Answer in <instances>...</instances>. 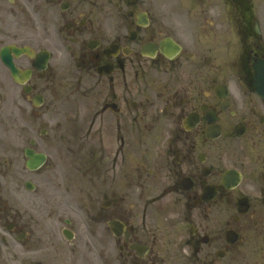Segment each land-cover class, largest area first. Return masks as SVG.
<instances>
[{
	"label": "flooded vegetation",
	"instance_id": "1",
	"mask_svg": "<svg viewBox=\"0 0 264 264\" xmlns=\"http://www.w3.org/2000/svg\"><path fill=\"white\" fill-rule=\"evenodd\" d=\"M229 3L254 0H0V264H101L88 225L73 230L70 256L54 225L37 230L26 151H37V123L53 115L62 139L75 134L90 151L78 167L108 182L111 216L128 217L113 239L118 264L168 253L143 237L152 207L172 214L176 264H264V98L214 95L211 74L230 50L250 85L264 43L245 35L241 17L228 21Z\"/></svg>",
	"mask_w": 264,
	"mask_h": 264
},
{
	"label": "rangeland",
	"instance_id": "2",
	"mask_svg": "<svg viewBox=\"0 0 264 264\" xmlns=\"http://www.w3.org/2000/svg\"><path fill=\"white\" fill-rule=\"evenodd\" d=\"M164 1L167 3L172 2V0ZM259 4L255 3L254 6L258 7ZM261 11L264 13V6H262ZM211 14L214 15V11ZM230 52L229 50L227 56L228 65L223 67V70H213L211 72L213 87L219 81H226L233 90H237L235 87L238 83L236 54ZM203 74V72L197 73L198 76H203ZM246 94H248V91ZM48 121L45 120L48 126L44 125L42 120L37 123L38 129L47 127L51 134V140H39L38 143V149L48 151V162L46 166L33 174L35 175L34 181L37 184V188L32 193L36 202L37 230L45 232L51 225H54V231L59 235L62 228L67 227L76 231L78 225L82 228L85 225H89V229H94L98 233V250L106 256H116L115 264H118L120 252L114 247L113 236L107 225V221L112 217V211L103 208L102 205L107 198L103 190L108 186V182L93 177L87 168L84 170L85 167H88V164H85L82 169L78 167V159L80 158L81 160L83 156H85V160L89 159L90 151L78 150V136L75 134L67 136L69 139L65 141L62 139L61 142L60 135L63 131L61 132L57 129V124L62 121V115H53V118ZM79 123L74 120L72 122L73 127H78ZM37 134L38 138H40L39 133ZM48 146L49 149H46ZM133 203L139 208L137 205L140 203L139 200H133ZM119 207L117 206V208ZM156 210H158V207H152V213L147 215L146 220L144 218L143 237L148 240L147 243L154 246L153 253L158 254L159 250L169 253L171 251L168 246L170 245L169 238L171 237L169 234L172 231V226L170 225L172 223V214L163 215V213ZM136 216L133 219H137L139 215L136 214ZM121 217L128 219L124 213H122ZM59 244L62 245L64 243L60 240ZM62 249L64 252V248ZM168 253H161L163 258L157 256V264H176L172 254ZM76 255L81 256L82 253L78 252Z\"/></svg>",
	"mask_w": 264,
	"mask_h": 264
},
{
	"label": "water",
	"instance_id": "3",
	"mask_svg": "<svg viewBox=\"0 0 264 264\" xmlns=\"http://www.w3.org/2000/svg\"><path fill=\"white\" fill-rule=\"evenodd\" d=\"M256 79L258 91L260 92V94L264 95V69H258Z\"/></svg>",
	"mask_w": 264,
	"mask_h": 264
}]
</instances>
